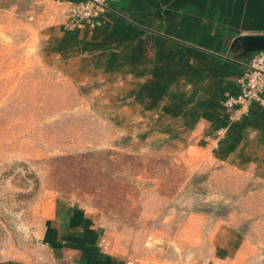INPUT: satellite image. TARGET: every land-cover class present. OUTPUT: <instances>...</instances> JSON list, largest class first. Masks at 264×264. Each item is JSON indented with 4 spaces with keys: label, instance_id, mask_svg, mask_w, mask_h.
I'll list each match as a JSON object with an SVG mask.
<instances>
[{
    "label": "crops",
    "instance_id": "0c3cea01",
    "mask_svg": "<svg viewBox=\"0 0 264 264\" xmlns=\"http://www.w3.org/2000/svg\"><path fill=\"white\" fill-rule=\"evenodd\" d=\"M44 1L42 56L63 89L91 91L70 116L87 105L107 129L92 148H107L120 190L66 199L33 256L0 264H264V105H223L253 54L239 37L264 36V0H118L104 26L76 31L66 11L80 0Z\"/></svg>",
    "mask_w": 264,
    "mask_h": 264
},
{
    "label": "rangeland",
    "instance_id": "374dc122",
    "mask_svg": "<svg viewBox=\"0 0 264 264\" xmlns=\"http://www.w3.org/2000/svg\"><path fill=\"white\" fill-rule=\"evenodd\" d=\"M51 16L44 0H0V263L33 256L45 215L66 199L98 205L120 190L107 148H92L107 145V129H92L87 105L70 116L91 91L63 89L58 63L42 56Z\"/></svg>",
    "mask_w": 264,
    "mask_h": 264
},
{
    "label": "built area",
    "instance_id": "2783aa9c",
    "mask_svg": "<svg viewBox=\"0 0 264 264\" xmlns=\"http://www.w3.org/2000/svg\"><path fill=\"white\" fill-rule=\"evenodd\" d=\"M118 0H80L70 2L66 11V27L76 31L83 27L104 26V14ZM264 50L254 52L237 80V92L224 100V107L238 114L248 113L253 104L264 105ZM235 117V116H234ZM233 118V117H232ZM236 118V117H235Z\"/></svg>",
    "mask_w": 264,
    "mask_h": 264
},
{
    "label": "water",
    "instance_id": "95a60500",
    "mask_svg": "<svg viewBox=\"0 0 264 264\" xmlns=\"http://www.w3.org/2000/svg\"><path fill=\"white\" fill-rule=\"evenodd\" d=\"M238 40L246 54L264 50V36H243L239 37Z\"/></svg>",
    "mask_w": 264,
    "mask_h": 264
}]
</instances>
